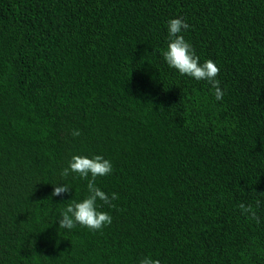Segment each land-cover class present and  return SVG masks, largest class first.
Instances as JSON below:
<instances>
[{"label": "trees", "instance_id": "1", "mask_svg": "<svg viewBox=\"0 0 264 264\" xmlns=\"http://www.w3.org/2000/svg\"><path fill=\"white\" fill-rule=\"evenodd\" d=\"M0 264H264V0H0Z\"/></svg>", "mask_w": 264, "mask_h": 264}]
</instances>
